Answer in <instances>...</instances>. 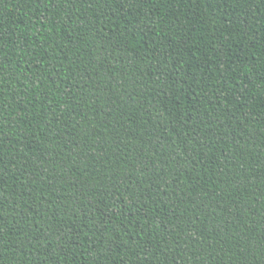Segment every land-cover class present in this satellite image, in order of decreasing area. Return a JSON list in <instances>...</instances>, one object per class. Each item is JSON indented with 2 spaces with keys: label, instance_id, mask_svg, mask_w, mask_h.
I'll use <instances>...</instances> for the list:
<instances>
[{
  "label": "trees",
  "instance_id": "1",
  "mask_svg": "<svg viewBox=\"0 0 264 264\" xmlns=\"http://www.w3.org/2000/svg\"><path fill=\"white\" fill-rule=\"evenodd\" d=\"M0 264H264V0H0Z\"/></svg>",
  "mask_w": 264,
  "mask_h": 264
}]
</instances>
